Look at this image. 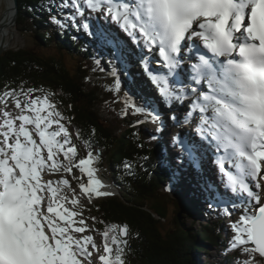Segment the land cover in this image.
<instances>
[{
	"label": "snow or ice",
	"instance_id": "obj_1",
	"mask_svg": "<svg viewBox=\"0 0 264 264\" xmlns=\"http://www.w3.org/2000/svg\"><path fill=\"white\" fill-rule=\"evenodd\" d=\"M59 6L81 17L85 11L106 13L133 42L157 52L166 73L154 72L146 60L145 68L162 99L191 97L188 115L199 112L201 138L223 152L216 157L222 183L240 202L232 203L240 216L230 225L231 249L242 247L247 257L238 264H264V0H60ZM185 49L196 60L191 84L176 72ZM34 91L0 95V264H95L94 254L100 264H124L127 241L120 236L127 227L105 228L102 248L92 235H77L88 227L76 219L82 213L75 210V189L71 197L62 195L60 186L70 187L69 180L44 179L78 167L89 177L87 185L80 183L85 196L110 194L98 191L103 185L89 167L92 153L73 163L76 148L60 123L62 114L47 95L34 97ZM189 156L195 161L191 150Z\"/></svg>",
	"mask_w": 264,
	"mask_h": 264
},
{
	"label": "trees",
	"instance_id": "obj_2",
	"mask_svg": "<svg viewBox=\"0 0 264 264\" xmlns=\"http://www.w3.org/2000/svg\"><path fill=\"white\" fill-rule=\"evenodd\" d=\"M18 3L16 30L34 35L39 45L53 49L55 54L5 51L0 57V95L6 90L20 93L21 89H34L32 96L50 94L78 141L90 149L97 168L108 171L106 175L119 195L101 200L86 211L94 213L101 232L111 226L127 227V238L120 236L127 241L123 245L124 264H195L193 253L210 251L200 243L226 246L229 241L221 223L203 225L195 235L183 231L177 214L190 215V211L173 201L164 188L170 169L163 161L161 140L143 130L148 119L145 115L119 112L121 93L104 80L111 53L106 38L95 31L100 25L99 14L77 15L75 20L70 17L67 26L60 27L53 17L58 20L56 12L70 10L61 8L60 0ZM90 21L95 27L85 29L83 24ZM88 31L93 33L92 43L86 37ZM65 55L76 62L72 70ZM78 162L76 153L73 163ZM170 205L176 209V224L166 231ZM246 258L242 249L233 250L223 264H238Z\"/></svg>",
	"mask_w": 264,
	"mask_h": 264
},
{
	"label": "bare ground",
	"instance_id": "obj_3",
	"mask_svg": "<svg viewBox=\"0 0 264 264\" xmlns=\"http://www.w3.org/2000/svg\"><path fill=\"white\" fill-rule=\"evenodd\" d=\"M15 8L16 6L13 0H0L1 52L12 47L16 36V30L13 24ZM108 19L109 17L107 20ZM108 21H112L115 26H105L103 29L101 25L99 27L101 33L104 34L105 38L110 43L109 47H113L116 53L111 69L112 71L114 70V75H117L120 79L123 78L121 74L126 77L125 80L127 79L126 81L128 82L127 89L128 92L130 91L131 93V100L134 102L133 105L139 107L143 113L146 112L154 116L159 126V130L156 129L155 132L161 137L160 139L164 147V155H162L163 161L168 164L170 169L169 178L166 183L167 186L182 198L181 200L185 205L191 208L193 207L192 210H189L190 217L211 221L223 213H225L224 215L233 214L231 211L227 212V210H237L239 207L232 208V203L235 201L239 206L240 202L234 195L231 193L229 194L225 189L222 178L219 176L217 166L214 163L215 156L212 154L213 148L211 149V146L207 144V140H203L201 134L197 131V125L200 122L199 112H195L191 116L188 115L191 97L183 100V102L173 100L170 103H165L157 86L151 83L150 75L145 68V60L154 72L166 73L167 70L165 68L159 69L160 65L153 63L145 56L143 47L133 43L132 39L120 29L115 21ZM105 22L106 21H103L102 24ZM196 42L199 43L198 40ZM188 70V65L183 62L176 72L185 83L191 84L188 78L190 75ZM176 78V76L170 77V79ZM10 111L14 114L13 110ZM55 127L56 126L53 125V129H55ZM189 150L193 152L195 161L189 156ZM61 173L63 172L51 176L45 174L46 177L44 176V178L46 180L51 179L54 182L60 179L69 180L67 176L62 177ZM98 180L103 185L98 191L104 192L108 188L111 193L115 194V188L110 189L109 185H106L103 179ZM53 186H55V184ZM72 191L73 186L71 182L70 187H61L62 195L71 197L73 194ZM77 195L79 196L80 203L75 206V210L81 212L82 208L79 205L87 198L95 196V193H92L89 197L85 196L82 191H80ZM66 205L68 207L72 206L71 204ZM82 211H84V209ZM76 219L78 220L80 218L77 217ZM95 242L98 245L100 244L98 240H95ZM211 249L212 247L209 250L211 251ZM92 259L95 264H100L95 254Z\"/></svg>",
	"mask_w": 264,
	"mask_h": 264
},
{
	"label": "rangeland",
	"instance_id": "obj_4",
	"mask_svg": "<svg viewBox=\"0 0 264 264\" xmlns=\"http://www.w3.org/2000/svg\"><path fill=\"white\" fill-rule=\"evenodd\" d=\"M88 13H90V11H85L84 15H86ZM72 15H75V17L77 16L75 13L72 12L71 9L65 10V11L60 10V13L56 12V16L58 17V20L60 21V23H58V24H60V27H62V26L66 27L67 24L69 23V18ZM101 15H102V13H101ZM101 15L99 14V18H100L99 23H100L102 29L105 26H115V24L112 23V21H107V18H106V20L104 19L106 22L102 24L103 21H102ZM104 17H106V16H104V13H103V18ZM108 20H112V19L109 17ZM91 23H93V21ZM15 30H16V28H15ZM83 30H84V28H82V31ZM100 32H101L100 27H97V34ZM15 35L16 36H15V39L13 41V45L8 50L25 49V50H29V52H32V53L42 52L43 54H49V55L55 54L54 53L55 51L53 49L46 48V47H43L42 45H39L38 40L35 39L34 35H32V34L31 35L29 33L28 34H21L16 30ZM86 37L88 38V41L90 43H92V40L94 39L93 33H89V32L86 33ZM5 51H7V50H5ZM107 51L110 52L111 54H110V61H108V63L106 64V68H105L106 74L104 75V80L108 84H110L113 88L119 90V92L121 93L122 97H121V101L118 105L119 112L125 113L127 115L130 114L131 112H136L137 114L138 113L144 114L148 119L144 122L143 130H146L148 132L150 131L149 133L154 134L157 138L160 139L161 137L158 134H156V132H155L156 129L159 130V128H158L159 126H158L154 116H151V115L147 114L146 112L143 113L142 110L137 111V109H140V108L135 107L133 105L134 102L131 100V93H130V91L128 92V89H127L128 82L126 81L127 79L125 80L126 77H124L121 74V76L123 78L120 79L119 77H117V75H114V73H113L114 70L112 71V69H111L112 68L111 66H112L114 58H115L114 55L116 54L113 47H109L107 49ZM64 58H65V62L67 64L68 68H71V70H72L74 67H76V62H75L74 58H72L69 55H65ZM150 80H151V83H153L151 77H150ZM45 95L48 96L49 102L52 103L53 105H55L54 111H59L57 108L56 102L53 101V98L50 96V94H38V95H35L34 97L43 98ZM20 98L22 100L24 99L23 96H21ZM3 109H4V105L1 104L0 110H3ZM8 110L9 111L13 110L14 114H16L18 112V110L15 109L14 104L12 103L11 100H9V102H8ZM60 123L64 124L65 127L68 129L70 139H71V144H72V146H74L76 148V153H78V159L79 160L80 159H87L88 153H91L90 149L86 145H83V143H80L78 141V136L76 135L74 129L72 127H70L64 119H62L60 121ZM171 138H172V136H171ZM57 159L60 161H63V156L60 155L59 157H57ZM63 162L65 163V161H63ZM89 167L93 169V174H94L95 179H103L105 181L104 183H106V185H109L110 189L115 188L112 184H110L109 177H107V175H106V174H109L108 171H104L102 168L101 169L97 168V165L93 162V160H92V163L89 165ZM61 175H62V177L67 176L69 178L70 182L72 183L73 189H75V192L77 194H79V192L81 191L80 183H78V181H81L82 183L87 185L88 179H89V177L87 176V173L86 172L82 173L78 167H73L72 173H70V174L63 172V173H61ZM77 177H79V180L77 179ZM260 182H261V185L262 184L263 185H262L261 190H259V191H260L261 196L264 197V180H260ZM60 187L64 188L63 185H61ZM114 190H115V194L111 193L107 188L106 191H104V192L110 193L109 195L98 196L99 198H97V196L95 195V196H92L90 198H87L83 203H81L79 205L82 208L81 212H83L82 217H79V218H83L86 222L87 227H88V231H86L83 235H89V234L93 235L94 239L98 240L100 242L99 245L101 246V248H102V243H103V235H102L103 232H101L96 226V222L93 219L94 213L88 212L86 210L88 208H92L93 204L96 205L101 200L107 199L109 197L110 198L115 197V196L119 195V192L117 191V189L115 188ZM165 190L170 194L171 199L173 201L180 202L181 204L185 205L184 202L181 200L182 198L179 197L169 186H167V184L165 185ZM72 193H73V191H72ZM185 206L189 210H192V208H193V207L191 208L190 206H187V205H185ZM66 207H68V206L66 205ZM85 207H86V209H85ZM68 208L72 209L73 206H70ZM83 209H84V211H82ZM238 209L237 210H232V209L227 210V212L231 211L233 214L224 215L225 213H223L211 221H209V220L206 221L204 219H195L193 217H190L189 214H187L188 212L180 213V217H181L180 224L183 226L182 227L183 231L189 232V233H192L195 235L198 231H201L203 225L207 226L210 224L221 223V229H223V231L226 233L227 239L229 241V243L226 246H223L221 248H216L214 246H211L212 249L210 252H208L206 249L205 250L201 249L200 251L193 253V259H194L195 264H197V263H199V264H222V263L226 262V259H224V257H226V255L228 253H230L233 250L242 249V247L237 248V249H231V247H230V242L232 241V237L234 235L230 225L234 221L239 219L240 211ZM175 213H176V209H175L174 205H170V212H168V222L165 223V226H166L165 230L166 231L172 230L173 227L175 226V224H176ZM225 216H227V217H225ZM221 219H223L224 221H221ZM200 244L202 246L208 247L209 249L211 248L210 246H208V245H210L208 243H207L208 245L205 243H200ZM249 246H251V245H249Z\"/></svg>",
	"mask_w": 264,
	"mask_h": 264
},
{
	"label": "water",
	"instance_id": "obj_5",
	"mask_svg": "<svg viewBox=\"0 0 264 264\" xmlns=\"http://www.w3.org/2000/svg\"><path fill=\"white\" fill-rule=\"evenodd\" d=\"M14 1V3H15V6H16V8H15V17H14V22H13V24H14V26H15V28H16V22L18 21V8H19V3H18V0H13ZM2 54H3V52H1L0 51V57L2 56ZM181 213V212H180ZM180 213H178L177 214V216H178V220L180 221V219H181V217H180ZM123 238H127V235L126 236H123Z\"/></svg>",
	"mask_w": 264,
	"mask_h": 264
}]
</instances>
